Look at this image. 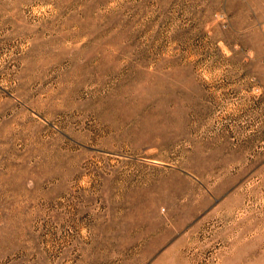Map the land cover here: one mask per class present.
Here are the masks:
<instances>
[{
  "label": "rangeland",
  "instance_id": "rangeland-1",
  "mask_svg": "<svg viewBox=\"0 0 264 264\" xmlns=\"http://www.w3.org/2000/svg\"><path fill=\"white\" fill-rule=\"evenodd\" d=\"M0 264H264V0H0Z\"/></svg>",
  "mask_w": 264,
  "mask_h": 264
}]
</instances>
